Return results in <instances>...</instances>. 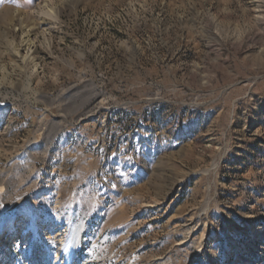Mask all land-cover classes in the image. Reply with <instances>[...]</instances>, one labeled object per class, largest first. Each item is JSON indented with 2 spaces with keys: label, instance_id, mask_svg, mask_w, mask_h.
<instances>
[{
  "label": "rangeland",
  "instance_id": "374dc122",
  "mask_svg": "<svg viewBox=\"0 0 264 264\" xmlns=\"http://www.w3.org/2000/svg\"><path fill=\"white\" fill-rule=\"evenodd\" d=\"M0 264H264V0H0Z\"/></svg>",
  "mask_w": 264,
  "mask_h": 264
},
{
  "label": "bare ground",
  "instance_id": "6f19581e",
  "mask_svg": "<svg viewBox=\"0 0 264 264\" xmlns=\"http://www.w3.org/2000/svg\"><path fill=\"white\" fill-rule=\"evenodd\" d=\"M26 44H28L29 45V47H31V44L30 43H26ZM31 50V49H30ZM78 235V234H77Z\"/></svg>",
  "mask_w": 264,
  "mask_h": 264
}]
</instances>
